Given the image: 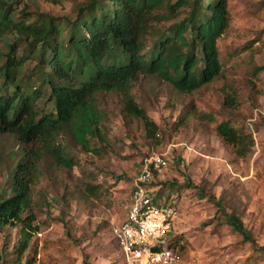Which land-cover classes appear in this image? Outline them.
<instances>
[{
    "label": "rangeland",
    "instance_id": "1",
    "mask_svg": "<svg viewBox=\"0 0 264 264\" xmlns=\"http://www.w3.org/2000/svg\"><path fill=\"white\" fill-rule=\"evenodd\" d=\"M7 2L54 15L71 7ZM217 44L222 75L191 93L154 75L133 81L130 92L155 123L153 133L123 112L119 92L95 94L101 137L88 150L69 133L60 135L70 168L42 156L24 213H34L35 229L26 228L20 249L21 225H0V264H125L113 228L125 218L145 157L155 153L165 154L168 164L154 174L151 189L176 199L172 234L182 245L176 264H264V68L255 72L264 65V0H227V27ZM220 120L252 133L250 154L235 155L222 141L214 130ZM0 140L5 149L17 147L10 136ZM229 214L251 239L227 222Z\"/></svg>",
    "mask_w": 264,
    "mask_h": 264
},
{
    "label": "trees",
    "instance_id": "2",
    "mask_svg": "<svg viewBox=\"0 0 264 264\" xmlns=\"http://www.w3.org/2000/svg\"><path fill=\"white\" fill-rule=\"evenodd\" d=\"M47 1L69 2V14L0 0V135L17 143L16 149H5L0 140V225H21L20 249L27 243L26 228L35 229L34 213H24L32 204L30 188L42 156L70 168L73 161L59 136L69 133L88 150L90 140L101 137L97 92H119L123 112L153 133L155 123L130 92L139 75H154L191 93L223 72L217 42L227 27V0ZM226 98L234 105L231 95ZM214 130L235 155L251 153L248 129L220 120ZM227 222L251 239L238 217L229 214ZM179 241L175 235L168 239L178 255Z\"/></svg>",
    "mask_w": 264,
    "mask_h": 264
},
{
    "label": "built area",
    "instance_id": "3",
    "mask_svg": "<svg viewBox=\"0 0 264 264\" xmlns=\"http://www.w3.org/2000/svg\"><path fill=\"white\" fill-rule=\"evenodd\" d=\"M167 164L163 153L145 157L133 183L125 218L113 228L125 264H176L180 259L168 247L178 213L176 199L151 189L154 174Z\"/></svg>",
    "mask_w": 264,
    "mask_h": 264
},
{
    "label": "crops",
    "instance_id": "4",
    "mask_svg": "<svg viewBox=\"0 0 264 264\" xmlns=\"http://www.w3.org/2000/svg\"><path fill=\"white\" fill-rule=\"evenodd\" d=\"M173 235H174V234L170 235L169 238H170L171 236H173ZM169 238H168V239H169Z\"/></svg>",
    "mask_w": 264,
    "mask_h": 264
}]
</instances>
